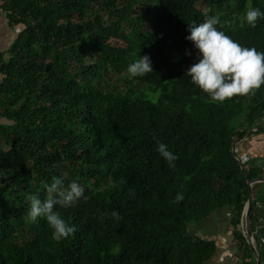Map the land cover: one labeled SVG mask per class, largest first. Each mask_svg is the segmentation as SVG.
<instances>
[{
    "label": "trees",
    "instance_id": "16d2710c",
    "mask_svg": "<svg viewBox=\"0 0 264 264\" xmlns=\"http://www.w3.org/2000/svg\"><path fill=\"white\" fill-rule=\"evenodd\" d=\"M199 1L0 0L15 32L0 45V264H203L216 245L188 225L222 209L239 264H256L243 210L247 180L263 172L238 145L264 132V83L210 102L184 74L197 51L185 36L216 15L219 30L264 52V18L243 23L264 0ZM143 54L153 71L131 77L127 64ZM157 141L177 155L173 167ZM53 176L84 187L75 204L54 206L75 227L59 242L44 218L28 219L25 199H45Z\"/></svg>",
    "mask_w": 264,
    "mask_h": 264
},
{
    "label": "clouds",
    "instance_id": "9594fccd",
    "mask_svg": "<svg viewBox=\"0 0 264 264\" xmlns=\"http://www.w3.org/2000/svg\"><path fill=\"white\" fill-rule=\"evenodd\" d=\"M258 18H264V12L249 7L244 11L243 23L255 27ZM219 23L216 15L208 16L199 23L193 21L188 23L185 36L197 51L195 62L187 67L184 74L193 85L207 94L210 102H223L233 95L247 94L264 83V52L239 44L216 27ZM188 54V50H185V55ZM138 56L126 66L131 77L144 76L153 71L150 57L147 54ZM156 151L169 167L174 166L177 155L164 142L157 141ZM44 188L49 195L43 200L37 194H26L25 199L29 202L27 217L31 222L38 217L44 218L52 229L51 239L59 242L72 235L75 227L66 223L54 206L65 208L75 204L83 196L84 187L75 180L65 186L60 177L53 176ZM182 198L180 193L175 196L176 201ZM111 215L119 219L115 210Z\"/></svg>",
    "mask_w": 264,
    "mask_h": 264
},
{
    "label": "crops",
    "instance_id": "0c3cea01",
    "mask_svg": "<svg viewBox=\"0 0 264 264\" xmlns=\"http://www.w3.org/2000/svg\"><path fill=\"white\" fill-rule=\"evenodd\" d=\"M259 125L264 128V119L259 122ZM238 149L244 162H248V159L258 160V164L260 165L259 168L262 169L264 179V132L245 139V141H242L238 145ZM258 193L264 194L263 186L258 187ZM230 217V210L222 209L212 213L198 225H191L189 227L191 234L204 240H211L216 245L215 254L203 264H239L237 245L232 237L233 228L229 224ZM253 217V246L259 256L261 264H264V203L256 204Z\"/></svg>",
    "mask_w": 264,
    "mask_h": 264
},
{
    "label": "water",
    "instance_id": "95a60500",
    "mask_svg": "<svg viewBox=\"0 0 264 264\" xmlns=\"http://www.w3.org/2000/svg\"><path fill=\"white\" fill-rule=\"evenodd\" d=\"M232 154L234 152V148L232 147L231 150ZM242 172L244 173L243 168H241ZM256 182H264L263 178H257V179H252V180H247V185H248V198L243 210V223H244V229H245V236L246 240L248 243L249 250L252 254V256L255 259L256 264H261L259 256L257 255V252L253 246V241H252V229H251V209H252V190H251V185Z\"/></svg>",
    "mask_w": 264,
    "mask_h": 264
},
{
    "label": "rangeland",
    "instance_id": "374dc122",
    "mask_svg": "<svg viewBox=\"0 0 264 264\" xmlns=\"http://www.w3.org/2000/svg\"><path fill=\"white\" fill-rule=\"evenodd\" d=\"M210 1H211V0H200L199 3H198V7H199V9H201V10H206V8H208V6H209ZM14 34H15V32H13V30H11V29L6 25L5 20H4V19L2 18V16L0 15V45L2 44V41H1V40H5V41H6V39H11V38L14 36ZM113 77L121 79V75L113 76ZM126 78H129V76L126 77ZM138 88H139L142 92H144V93H146V94H149V96L154 97V95L151 94L150 91L147 90L145 87H143V86H138ZM155 97H156V96H155ZM198 224H199V223H196V222H195V223H193V222L190 223V224L188 225L189 232H191V231H190V228H189L191 225H198Z\"/></svg>",
    "mask_w": 264,
    "mask_h": 264
}]
</instances>
